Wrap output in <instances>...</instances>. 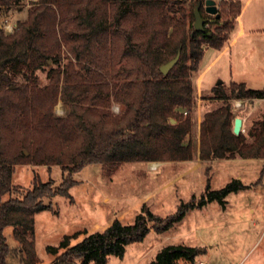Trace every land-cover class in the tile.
Returning a JSON list of instances; mask_svg holds the SVG:
<instances>
[{"label":"trees","instance_id":"16d2710c","mask_svg":"<svg viewBox=\"0 0 264 264\" xmlns=\"http://www.w3.org/2000/svg\"><path fill=\"white\" fill-rule=\"evenodd\" d=\"M10 1L0 0V7ZM204 1L38 0L31 3L26 19L18 22L12 33L5 34L0 27V121L30 113L34 136L61 140L63 147L80 136L78 146L56 161L67 173L58 187L51 180H35L25 190L12 183L13 167L25 156L22 152L9 156L0 141V264H8L14 252L24 253L27 264H35L34 216L52 208L51 203L43 202L46 198L60 195L71 201L69 189L76 184L72 176L84 166L192 158L190 141H185L192 124L188 114L195 104L191 75L199 71L205 49L221 50L229 42L242 9L240 0H217L218 17H214L202 8ZM198 4L200 15L208 24L203 32H196L193 27ZM62 47L76 62V71L70 69L71 61L62 66ZM178 53L177 63L163 75L159 67ZM123 62L125 66H121ZM51 64L57 68L48 71L49 83L39 87L33 73ZM123 68L127 75L122 82L119 69ZM19 77L27 83H14ZM60 83L62 98L71 96L76 102L81 92L98 88L101 92L92 97L94 102L111 94L126 113L115 120H104L107 118L103 112L95 121L84 113L72 114L66 121L54 119L49 108ZM229 85L228 90L220 85L212 90L214 98L224 104L202 116L200 159H234L236 155L264 159V114L248 133L252 139L248 142L241 133H232L230 108L225 103L229 99L264 100V87L249 89L242 82ZM244 188L239 180H232L199 200L192 197L167 217L152 214L142 205L132 224L115 220L73 245L69 240L78 235L65 237L58 247L46 250L56 255L63 249L51 264H106L110 256L123 258L129 244L141 242L150 232L164 233L190 210L203 208L211 201L223 203L227 194ZM7 227L13 228L18 249L7 243ZM201 252L197 247L165 246L148 264L193 263Z\"/></svg>","mask_w":264,"mask_h":264},{"label":"rangeland","instance_id":"374dc122","mask_svg":"<svg viewBox=\"0 0 264 264\" xmlns=\"http://www.w3.org/2000/svg\"><path fill=\"white\" fill-rule=\"evenodd\" d=\"M37 1L11 0L9 5L0 7V27L4 33H12L16 24L26 19L31 3ZM241 1V14L235 21L229 42L221 51H214L210 59L205 58L200 68L199 84L198 72L191 75L195 104L188 114L192 124L185 141H190L192 158L185 161L126 162L112 167L84 166L72 176L76 184L69 189L71 201L60 195L46 198L43 202L51 203L52 208L35 214V264H51L54 255L46 248L58 247L65 237L78 235L69 240L71 245L87 234L105 229L115 220L132 224L142 205L147 206L152 214L167 217L192 197L199 200L208 191L220 190L232 180H238L239 176L241 183L248 187L227 194L223 203L211 201L203 208L190 210L170 230L161 234L150 232L141 242L129 244L123 258L110 256L106 264H148L161 248L171 245L202 249L193 263L180 261L179 264H198L207 259L209 264H238L242 258V264H264V159L238 161L240 157L236 155L231 160H201L199 153L203 114L224 104L214 98L212 90L217 82L221 81L220 86L225 90L232 82H242L249 89L264 87V0ZM215 2L218 4L217 0ZM242 28L243 33L238 34ZM70 61V69L76 71V62L69 50L62 47V66ZM125 65V62L121 64ZM51 68L56 69L57 66H42L33 73L39 87L49 83L47 73ZM128 69L129 66L126 67ZM124 71L119 69L122 82L127 75ZM14 83L24 84L27 80L19 77ZM61 85L49 108L54 119L66 121L72 114L84 113L87 119L95 121L103 112L107 118L104 120H115L126 113L125 107L113 101L111 94L104 95L103 101L94 102L92 97L101 92L98 88L81 92V99L74 102L71 96L61 97ZM2 95L0 91V97ZM225 103L230 108L231 127L235 117L241 118L240 133L251 142L248 133L263 119L264 100L229 99ZM39 111L38 116L42 114ZM30 116V113L26 117L20 114L0 121V141L8 155L22 152L25 156L13 167L12 183L25 190L31 188L35 180H51L56 188L62 182V176L67 175L56 161L58 157L64 159L63 153L67 154L78 146L80 136L72 138L73 142L66 147L60 143L61 140L56 141L46 135L34 136L32 129L35 124ZM40 161L43 162L38 163ZM4 234L9 246L18 249L19 241L13 234V228H5ZM8 264H27L25 254L14 252Z\"/></svg>","mask_w":264,"mask_h":264},{"label":"water","instance_id":"95a60500","mask_svg":"<svg viewBox=\"0 0 264 264\" xmlns=\"http://www.w3.org/2000/svg\"><path fill=\"white\" fill-rule=\"evenodd\" d=\"M204 2H205L204 3V11L211 16L218 17L217 3L214 0H205ZM199 8H200V4H198L196 6V8L194 9L195 21H194L193 27H194V30L196 32H199V31L203 32L205 29V26L207 24L206 23L207 21L201 17ZM179 57H180V53H178L174 58L167 61L165 64L161 65L159 67V70L161 71V73L163 75H167V73L170 71V69L177 63V61L179 60ZM220 84H221V81H218L216 86H218ZM11 88H14V87L11 86ZM170 120L172 123L175 122V120H173V119H170ZM241 127H242V119L235 117V120L233 122V127H232V133L234 135L239 134L241 131Z\"/></svg>","mask_w":264,"mask_h":264},{"label":"crops","instance_id":"0c3cea01","mask_svg":"<svg viewBox=\"0 0 264 264\" xmlns=\"http://www.w3.org/2000/svg\"><path fill=\"white\" fill-rule=\"evenodd\" d=\"M240 1H241V0H240ZM241 3H242V1H241ZM240 14H241V13H240ZM240 14H239V16H240ZM239 16H238V17H239ZM238 17H237V19H238ZM237 19H236V20H237ZM250 30H257V29H250ZM243 31H244L243 28L240 29V31H238V34L243 33ZM224 47H225V46H224ZM224 47H223V48H224ZM223 48H222V49H223ZM222 49H221V50H222ZM221 50H216V51H221ZM214 51H215V50H212V49H205V51H204V52H205V53H204V56H203L202 60L200 61L199 68H198V69H199V71H198V75H197V76H198V78H197V82H198V84H199L200 79H201V75H200L201 64L203 63V61L205 60L206 57H207V60L210 59L211 56H212V54L214 53ZM216 51H215V52H216ZM214 57H215V56H214ZM216 58H217V57H216ZM216 58H215V59H216ZM215 59H214V60H215ZM169 120H170V119H169ZM170 121H171V120H170ZM254 159H256V158H241V157H240V158L238 159V161H252V160H254ZM226 160H231V159H226ZM234 161H235V160H234ZM239 179H241V176H239L238 180H239ZM239 181H240V180H239ZM240 182H241V181H240ZM243 185H245L246 187H248L246 184H243ZM196 209H198V208H196ZM193 210H195V209H193ZM183 219H184V218H183ZM77 242H78V241H77ZM74 244H75V243H74ZM71 245H73V244H71ZM62 251H63V249H60V250L58 251V253H57L56 255H54L53 260H54L55 257H56L58 254H60ZM51 255H53V254H51ZM53 260H52V261H53ZM208 260H209V259H207V260H205V261H199V262H204L205 264H209V261H208ZM242 260H243V258H242L238 263H240V262L242 263ZM199 262H198V263H199Z\"/></svg>","mask_w":264,"mask_h":264},{"label":"built area","instance_id":"2783aa9c","mask_svg":"<svg viewBox=\"0 0 264 264\" xmlns=\"http://www.w3.org/2000/svg\"><path fill=\"white\" fill-rule=\"evenodd\" d=\"M184 113H186V112H184ZM198 264H205V263L204 262H199ZM238 264H242V263L240 262Z\"/></svg>","mask_w":264,"mask_h":264},{"label":"bare ground","instance_id":"6f19581e","mask_svg":"<svg viewBox=\"0 0 264 264\" xmlns=\"http://www.w3.org/2000/svg\"><path fill=\"white\" fill-rule=\"evenodd\" d=\"M154 165H157V164H156V163H154ZM154 165H153V166H154ZM153 166H152V167H153Z\"/></svg>","mask_w":264,"mask_h":264},{"label":"flooded vegetation","instance_id":"af4514ba","mask_svg":"<svg viewBox=\"0 0 264 264\" xmlns=\"http://www.w3.org/2000/svg\"><path fill=\"white\" fill-rule=\"evenodd\" d=\"M206 26H208V24H206Z\"/></svg>","mask_w":264,"mask_h":264}]
</instances>
